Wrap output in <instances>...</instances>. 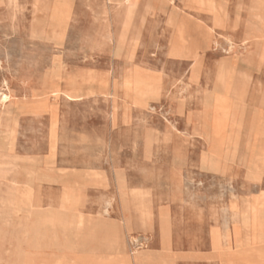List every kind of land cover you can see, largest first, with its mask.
<instances>
[{"label":"rangeland","instance_id":"374dc122","mask_svg":"<svg viewBox=\"0 0 264 264\" xmlns=\"http://www.w3.org/2000/svg\"><path fill=\"white\" fill-rule=\"evenodd\" d=\"M141 1L62 0L55 44L61 0H0V138L15 145L0 147V264H261L262 228L234 217L264 200V0ZM178 34L196 61L170 54ZM133 72L143 98L122 88ZM68 78L80 99L49 96ZM66 194L77 204L60 209ZM54 215L68 226L44 222Z\"/></svg>","mask_w":264,"mask_h":264},{"label":"bare ground","instance_id":"6f19581e","mask_svg":"<svg viewBox=\"0 0 264 264\" xmlns=\"http://www.w3.org/2000/svg\"><path fill=\"white\" fill-rule=\"evenodd\" d=\"M38 1V0H37ZM64 1V0H63ZM107 1H109V2H111V3H113V5H116V6H124L125 4H126V2H129V1H131V0H107ZM143 1V0H142ZM141 1V2H142ZM238 1V0H237ZM14 2V1H13ZM38 3V2H37ZM36 3V4H37ZM53 3H55V2H53ZM58 3H59V1H58ZM238 3V2H237ZM239 4H242V3H239ZM238 4V5H239ZM210 5H208V7H209ZM214 7V6H213ZM139 8V7H138ZM140 10V9H139ZM138 10V11H139ZM129 12H130V10L128 9V8H126V11H125V15H129ZM137 13V12H136ZM97 14V13H96ZM67 17H68V15H67V12H66V8H65V5L62 3V0H61V2H60V4H58L53 10H52V12H51V15H50V18H51V29H52V36H51V39L53 40V42L55 43V44H58L59 43V40H60V38L62 37L61 36V31H62V28H60L58 25H60L61 23H66V21H67ZM136 17V16H135ZM137 18V17H136ZM257 19V18H256ZM1 26V25H0ZM33 31V34H38V32H35L34 30H32ZM63 32H64V30H63ZM47 33V32H46ZM32 33H30V35H31ZM48 35V34H47ZM44 36V35H43ZM39 37V36H38ZM131 37V36H130ZM46 38V37H45ZM66 39V38H65ZM67 40V39H66ZM177 44H175V45H173L172 47H171V50H170V54L171 55H174V56H177V57H191L194 61H196V54H191V53H189L187 50H185L183 47H182V45H181V43H182V34H178V38H177ZM50 41V40H49ZM225 41L226 40H224V44H225ZM128 44H129V42H128ZM228 44V43H227ZM130 45V44H129ZM22 46V45H21ZM20 46V47H21ZM25 47V46H24ZM27 47V46H26ZM25 47V48H26ZM56 47V46H55ZM117 48H115V49H117V50H119V47L118 46H116ZM223 48V47H222ZM9 49V48H8ZM7 49V50H8ZM55 49V48H54ZM58 49V48H57ZM122 49V48H121ZM128 49V48H127ZM224 49V48H223ZM227 49V48H226ZM11 50V49H10ZM20 50V49H19ZM60 50V49H59ZM2 51V50H1ZM9 51V50H8ZM3 52H4V50H3ZM59 52V51H58ZM15 53V52H14ZM116 53V52H115ZM120 53V52H119ZM11 54V53H10ZM13 54V53H12ZM125 54V53H124ZM7 55H8V53H7ZM127 55H128V53H127ZM126 54L124 55L125 57L127 56ZM54 56V55H53ZM5 57V56H4ZM9 60V59H8ZM61 60V59H60ZM125 61V60H124ZM8 62V61H7ZM126 62V61H125ZM15 63V62H14ZM63 64V63H62ZM124 64V63H123ZM126 64V63H125ZM52 65H54V64H52ZM68 65V64H67ZM57 66V65H56ZM62 65H60L59 67H61ZM74 66V65H73ZM53 67V66H52ZM58 67V66H57ZM78 67V66H77ZM48 69V68H47ZM55 69V68H54ZM56 69H58V68H56ZM61 69V68H60ZM75 69V68H74ZM73 69V70H74ZM77 69V68H76ZM78 69H79V67H78ZM81 69H82V67H81ZM89 69V68H88ZM93 69V68H92ZM128 69V68H127ZM94 70V69H93ZM149 70V69H148ZM238 70V69H237ZM236 70V71H237ZM46 71V70H45ZM49 71V70H48ZM77 71V70H76ZM96 71V70H95ZM90 72V71H89ZM240 72V71H239ZM239 72H238V74H239ZM51 73V72H50ZM93 73V72H92ZM49 74V73H48ZM55 74V73H54ZM53 74V75H54ZM63 74V73H62ZM68 74V73H67ZM74 74H76V73H74ZM95 74V73H94ZM43 75H45V74H43ZM60 75V74H59ZM76 75H78V74H76ZM100 75H103V74H100L99 73V76ZM242 75V74H241ZM244 75V74H243ZM246 75V74H245ZM57 76H58V74H57ZM68 76V75H67ZM72 76V75H71ZM75 76V75H74ZM82 76H84V75H82ZM97 76V75H96ZM95 76V77H96ZM124 76V75H123ZM240 76V75H239ZM238 76V77H239ZM46 77V75L44 76V78ZM60 77V76H59ZM59 77H56V78H59ZM70 77V76H69ZM78 77H80V76H78ZM98 77V76H97ZM103 77H106V76H103ZM108 77V76H107ZM55 78V77H54ZM244 78V77H243ZM69 79V83H70V86H69V88L68 89H66V90H62V89H60V88H58L56 85H53L52 87H51V89L50 90H48V94H49V96H53V97H59V95L60 96H62L65 100H68V101H75V100H78V99H80V97H81V95H83L82 94V92H83V90L80 88V87H77V85H75L74 84V82H75V78L74 79H71V78H68ZM50 80H51V78H50ZM55 80V79H54ZM53 80V81H54ZM94 77H93V75H88L87 74V76L86 77H83V79L81 80V81H85L87 84H89V86L90 85H92L91 83H93L94 82ZM81 81H80V83H81ZM65 83H66V81H65ZM84 83V82H83ZM95 83V82H94ZM68 84V83H67ZM86 84V85H87ZM103 85L105 84V82H103L102 83ZM69 85V84H68ZM80 85V84H79ZM78 85V86H79ZM147 84L145 83V82H143L142 81V79L141 78H139V76L135 73V72H133V73H129L128 75L126 74V76L124 77V79H123V83H122V88L124 89V91L126 92V94L128 93V94H130V93H134V97L136 98L137 97V99L138 98H143V97H145L147 94H149L150 93V87H148V85L146 86ZM234 85V84H233ZM67 85H65V87H66ZM103 87V86H102ZM6 88V87H5ZM106 88V87H105ZM91 89H93V88H91L90 87V89H87V91L88 90H90L91 91ZM95 89V88H94ZM94 89H93V91L92 92H94ZM98 90V89H97ZM117 90V89H116ZM86 91V92H87ZM106 91V90H105ZM8 92V91H7ZM85 92V91H84ZM83 92V93H84ZM108 92V91H107ZM104 93V92H103ZM87 94H89L90 95V93H87ZM86 94V95H87ZM104 94H106V93H104ZM42 95V94H41ZM108 95V94H107ZM125 95V94H124ZM43 97L45 96L46 98H47V93H44L43 95H42ZM112 96V95H111ZM127 96V95H126ZM8 98H9V96H8V94L7 93H5V92H2L1 91V93H0V107L2 106V105H4L7 101H8ZM187 98V97H186ZM234 98V97H233ZM230 99V98H229ZM34 100V99H33ZM32 100V101H33ZM222 100V99H221ZM238 100V99H237ZM21 101H22V98H21ZM33 102H38V101H33ZM222 104H223V101L221 102ZM227 104V103H226ZM21 105V104H20ZM225 106V105H224ZM51 107V106H50ZM128 107V106H127ZM223 107V106H222ZM24 108V106L22 107H20V109H23ZM53 108V107H52ZM151 108V107H150ZM227 108V107H226ZM41 108L40 107H35L34 105L33 106H31V110L32 111H39ZM17 110V109H16ZM30 110V111H31ZM152 110V109H151ZM18 111V110H17ZM1 114V113H0ZM20 116V115H19ZM129 117V116H128ZM127 117H125V119H126ZM16 120V119H15ZM219 120H220V118H219ZM17 121V120H16ZM112 121V120H111ZM113 122V121H112ZM126 122V121H125ZM220 122V121H219ZM219 122H217V123H219ZM14 123V122H13ZM54 123V122H53ZM56 123V122H55ZM129 123H130V121H129ZM15 125V124H14ZM112 125V124H111ZM171 125V124H170ZM15 127V126H14ZM50 127V126H49ZM3 128V127H2ZM16 128H17V126H16ZM11 130V129H10ZM174 131V130H173ZM18 132V131H17ZM17 132H15V133H17ZM51 132H52V127H51ZM177 132V131H176ZM14 133V132H13ZM173 133V132H172ZM10 137V136H9ZM71 137V136H70ZM15 138V137H14ZM12 139V138H11ZM207 139H208V141H210V142H212L213 140H215L216 139V133L214 132V134H211L210 136H208L207 137ZM82 140V139H81ZM84 140V139H83ZM12 142H15V141H12ZM53 143H54V141H53ZM13 143H11V142H8V135H3L1 138H0V147H7V148H11V145H12ZM173 144V143H172ZM14 145V144H13ZM213 145V144H212ZM214 145H215V143H214ZM14 147H15V145H14ZM14 147H12V148H14ZM87 147H85L84 148V150L86 149ZM178 148V147H177ZM212 148V147H211ZM80 149H81V147H80ZM179 149V148H178ZM12 150V149H11ZM10 150V151H11ZM70 150V149H69ZM9 151V152H10ZM215 151H216V149H215ZM12 152H14V151H12ZM50 152V151H49ZM221 152V151H220ZM42 155V154H41ZM51 155H53V154H51ZM55 155V154H54ZM46 157V156H45ZM98 157V156H97ZM110 157V156H109ZM173 157V156H172ZM177 157V156H176ZM13 158V157H12ZM55 158V157H54ZM242 158V157H241ZM173 159V158H172ZM187 159V158H186ZM171 161H173V160H171ZM184 161V160H183ZM241 162V161H240ZM173 163V162H172ZM185 163V162H184ZM9 164V163H8ZM10 164H12V163H10ZM13 165V164H12ZM173 165V164H172ZM202 166H203V168H205V169H207V170H209V171H213V172H219V171H221L222 170V167H221V165H219L216 161H212V160H208L206 157H204L203 158V161H202ZM13 166H11V167H9V169L10 168H12ZM62 168V167H61ZM80 169V168H79ZM92 169H95V167L94 168H92ZM3 170H5V169H3ZM43 170V169H42ZM102 170V169H101ZM142 170H144V169H142ZM11 171V170H10ZM148 172H149V170H148ZM179 172V171H178ZM94 174V173H93ZM102 174V173H101ZM231 174V173H230ZM43 178H42V180H41V182L40 183H42V182H45V183H53V180L50 178V175H49V172H44L43 173ZM92 176V175H91ZM94 176H92V178H93ZM101 177V176H100ZM105 178V177H104ZM104 178H102V179H104ZM80 179V178H79ZM182 179V178H181ZM81 180V179H80ZM101 180V179H100ZM104 180H106V178L104 179ZM101 182H102V180H101ZM105 182V181H104ZM189 182V181H188ZM65 183H67V182H65ZM95 183H97V182H95ZM103 183V182H102ZM118 183H119V188L121 189L123 186H122V181H121V179H118ZM62 184V183H61ZM86 184H90V183H86ZM191 184V183H190ZM65 185V184H64ZM68 185V184H67ZM72 185V184H71ZM76 185V184H75ZM255 186V185H254ZM88 187V186H87ZM104 187H107L106 185L104 186ZM175 188H176V186H175ZM178 190V189H177ZM232 190V189H231ZM264 191V190H263ZM137 192V191H136ZM136 192H135V194H136ZM33 193H34V189L32 188V187H30V186H27L26 188H25V190H24V196L27 198V200L29 201V202H31L32 203V201L34 200L33 199ZM132 193V192H131ZM260 193H261V191H260ZM149 195V194H148ZM221 195V194H220ZM136 196V195H135ZM263 196V195H262ZM133 197V196H132ZM209 197H211V196H209ZM233 197V196H232ZM239 197V196H238ZM249 197V196H248ZM138 198V197H137ZM213 198V197H212ZM245 198H247V197H245ZM262 198V197H261ZM264 198V197H263ZM221 199H222V196H221ZM142 200V199H141ZM141 200H140V202H141ZM148 201V200H147ZM147 201H146V203H147ZM171 201V200H170ZM240 201V200H239ZM249 201V200H248ZM260 201V200H259ZM259 201H255V202H245L246 204H247V206L245 207L246 208V210H245V212L244 213H242V214H240V212L239 213H237L236 215H235V217H234V220H237V219H239L240 220V217H241V221H243L244 223H247V221H248V218H250L249 216H250V213H251V216L254 218V220L256 221V225H257V227L259 228V229H261V234H260V240L259 241H262L263 243H264V222L261 220V218L260 217H258V215H257V210H256V207L258 206V205H262L263 203H264V200H262L261 201V203H258ZM77 202V200H74L73 198L71 199L70 197H69V195L68 194H66L65 195V197H63L62 198V200H61V202H60V209H63V208H65V209H67V207H70V206H74L75 204H77L76 203ZM106 202H107V200H106ZM130 202V201H129ZM133 202V201H132ZM238 202V201H237ZM135 203V202H134ZM144 203V202H143ZM230 203H229V200H228V205H229ZM135 205V204H134ZM136 205H139V204H137L136 203ZM141 205V204H140ZM234 205V204H233ZM238 205V204H237ZM145 206V205H144ZM230 206V205H229ZM137 207V206H136ZM141 207H142V205H141ZM59 208V207H58ZM133 208V207H132ZM138 208H139V206H138ZM232 208H234V207H232ZM228 209H229V207H228ZM237 209H238V207H237ZM240 209V208H239ZM244 209V208H243ZM130 210H131V208H130ZM134 211H135V209H133ZM104 211H106V207L104 208ZM146 211V210H145ZM231 211H232V209H231ZM240 211V210H239ZM237 212V211H236ZM80 214V213H79ZM142 214V213H141ZM143 215V214H142ZM224 215V214H223ZM141 216V215H140ZM144 216V215H143ZM139 217V216H138ZM224 217H225V215H224ZM77 218V217H76ZM78 219V227L79 226H81L82 225V220H81V217H78L77 218ZM153 219V218H152ZM139 220V219H138ZM253 220V221H254ZM153 221V220H152ZM224 221V220H223ZM250 221V220H249ZM45 223H47V224H50L51 226H56V225H59L60 227H62L63 229L65 228L64 226H68V223H67V220H66V217H64V215H54V216H48V217H46L45 218V221H44ZM225 223V222H224ZM89 225V224H88ZM90 226V225H89ZM223 227V226H222ZM243 227V226H242ZM82 228V227H81ZM94 228V227H93ZM224 228H226V227H224ZM247 229V228H246ZM226 230V229H225ZM227 231V230H226ZM112 233V232H111ZM122 233V232H121ZM250 233V232H249ZM81 234V233H80ZM245 236H247V235H245ZM75 237V236H74ZM221 237V235H220V233H218L217 231H213L212 232V235H211V242H212V245H213V247L214 248H216L217 247V245H218V241H219V238ZM233 237L235 238V239H237V234H236V231H234V233H233ZM247 237H249V236H247ZM246 237V238H247ZM137 239H138V237H137ZM80 240V239H79ZM147 240V239H146ZM249 240V239H248ZM80 242V241H79ZM17 245V250H18V253L19 252H21V253H24L26 250H27V248H28V246H30V244H28V242H27V240L26 239H24L21 243H17L16 244ZM73 246H74V244H73ZM54 247V245H50L49 246V248H53ZM56 247V246H55ZM59 247H61V246H59ZM79 247V246H78ZM108 247H110V244L108 245ZM63 248H65V247H63ZM116 255V254H115ZM59 256H61V255H59ZM121 257V256H120ZM122 257H123V255H122ZM259 257V256H258ZM58 258V257H57ZM261 264H264V255H263V257L261 258ZM58 262H60V261H58ZM23 264V263H22ZM58 264V263H57ZM119 264H121V263H119ZM124 264V263H123Z\"/></svg>","mask_w":264,"mask_h":264}]
</instances>
